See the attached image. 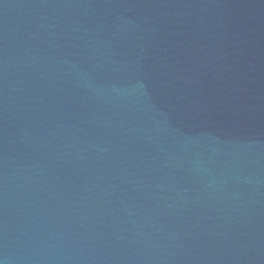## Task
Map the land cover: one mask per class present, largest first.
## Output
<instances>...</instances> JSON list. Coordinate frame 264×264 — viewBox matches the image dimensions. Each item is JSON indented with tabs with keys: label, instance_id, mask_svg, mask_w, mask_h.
Wrapping results in <instances>:
<instances>
[{
	"label": "water",
	"instance_id": "water-1",
	"mask_svg": "<svg viewBox=\"0 0 264 264\" xmlns=\"http://www.w3.org/2000/svg\"><path fill=\"white\" fill-rule=\"evenodd\" d=\"M0 264H264V0H0Z\"/></svg>",
	"mask_w": 264,
	"mask_h": 264
}]
</instances>
